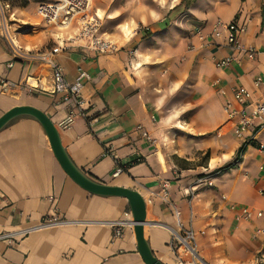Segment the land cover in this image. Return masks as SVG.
Instances as JSON below:
<instances>
[{
  "label": "crops",
  "instance_id": "0c3cea01",
  "mask_svg": "<svg viewBox=\"0 0 264 264\" xmlns=\"http://www.w3.org/2000/svg\"><path fill=\"white\" fill-rule=\"evenodd\" d=\"M183 1L172 3L147 32L122 29L117 36L126 19L120 0H93V12L106 16L115 31L109 37L120 49L106 54L73 48L54 55L66 81H74L78 66L90 75L81 89L89 117L77 116L68 127L60 123L72 102L51 92L49 65L31 57L9 67L11 47L0 29V116L17 106L42 111L85 175L137 192L145 203L144 239L163 264H260L264 232L253 233L264 229V220L236 222L229 204L264 210V125L254 128L236 167L218 169L233 162L242 144L223 105H235L236 87L264 100V87L254 85L257 76L264 79V0ZM28 7L17 8L20 17L10 10V30L21 48L43 53L73 31L45 24ZM234 19L245 23L239 39L256 56L217 67L230 47L224 39L200 40L198 32ZM117 165L122 171L112 176ZM209 176L212 186L197 182ZM163 182L169 184L166 201L159 195ZM125 212L126 198L91 193L65 173L32 117H17L0 130V234L47 215L68 221L10 244L0 240V264H145L133 226L113 238L106 223ZM180 223L197 233L195 256L172 237Z\"/></svg>",
  "mask_w": 264,
  "mask_h": 264
},
{
  "label": "built area",
  "instance_id": "2783aa9c",
  "mask_svg": "<svg viewBox=\"0 0 264 264\" xmlns=\"http://www.w3.org/2000/svg\"><path fill=\"white\" fill-rule=\"evenodd\" d=\"M93 0H44L36 5V14L47 24L57 28L60 32L67 31L70 28L72 32L65 37H61L60 42L43 53H31L21 48L15 43V36L10 30L9 21L12 14L10 13V5L7 0H0V29L3 37L11 47L12 60L8 66H13L15 60L36 57L46 62L51 68L52 93H59L65 99L72 102V106L68 111L66 118L60 123L62 127L70 126L75 117L79 116L87 119V109L89 102L81 96V89L86 80L90 79L89 73L78 66L76 68V77L73 82L66 81L63 70L57 64L54 55L73 48H81L86 51L95 53H114L120 49L117 43L109 37L104 30L101 17L92 11ZM245 30V23H238L236 19L224 23L216 21L209 33L202 34L198 31L200 40L207 38L224 39V42L230 47L231 54L220 58L216 61L217 67H228L233 62L238 61L241 56L246 55L248 59L253 60L256 56V49L253 46H247L240 42L239 36ZM4 85V83H2ZM255 87H264V79L257 76L254 79ZM34 86V85H33ZM35 87V86H34ZM234 104L226 102L223 110L228 119L233 121V134L242 144L247 145L253 138L254 128L264 125V100L254 99L250 91L243 87H236L233 92ZM93 119V118H92ZM91 119V120H92ZM89 119V122L91 121ZM259 149L264 155V145H260ZM104 154H109L105 151ZM259 169L264 171V165H260ZM122 168L117 165L112 172V176L121 173ZM197 182H205L208 186H212V180L209 177L199 178ZM168 182H163L161 186L160 196L164 201L167 200L169 194ZM264 196V189L260 191ZM223 198V196H222ZM50 200L52 198H49ZM230 210L234 213V220L253 221L254 219L264 220V210H256L246 205L229 204ZM178 215V213L176 212ZM68 221L57 216H44L35 225L21 227L16 231L0 234V240H5L9 244L16 241L17 238L26 236L30 231L49 226H55L67 223ZM112 229V237L117 238L122 235L125 226H133V219L130 212H125L122 218L106 222ZM180 230L173 233V239L185 246L191 255H197L196 237L197 233L191 228H184L179 224ZM264 229L257 228L254 230L253 237H257ZM260 259L264 264V239L260 242ZM193 264V263H188Z\"/></svg>",
  "mask_w": 264,
  "mask_h": 264
},
{
  "label": "water",
  "instance_id": "95a60500",
  "mask_svg": "<svg viewBox=\"0 0 264 264\" xmlns=\"http://www.w3.org/2000/svg\"><path fill=\"white\" fill-rule=\"evenodd\" d=\"M20 116H29L40 123L50 143L52 152L65 173L83 189L103 196H120L127 199L133 219V231L135 234L137 249L145 264H163L152 254L143 236L145 223V203L143 198L135 191L118 186L106 185L96 182L78 169L66 154L61 145L59 134L42 111L31 106H17L9 109L0 116V130L8 123Z\"/></svg>",
  "mask_w": 264,
  "mask_h": 264
},
{
  "label": "rangeland",
  "instance_id": "374dc122",
  "mask_svg": "<svg viewBox=\"0 0 264 264\" xmlns=\"http://www.w3.org/2000/svg\"><path fill=\"white\" fill-rule=\"evenodd\" d=\"M41 1L44 0H7L10 5V10H14L16 12L15 15H19V17L21 15L20 11L17 8L25 7L28 4V10H30L29 14L31 15L33 14V10L35 9L36 5ZM175 1L176 0H120V14H124L126 16V19L122 22L118 29H115L117 30V36L122 35V29H124L123 31L127 32V34H133L134 31L138 30L147 32L146 30L151 27V23L155 19H158L161 14H163V12H165ZM101 20L104 30L107 32V34H111V32H113L114 30L107 23L106 16L102 17ZM217 264L225 263L219 262Z\"/></svg>",
  "mask_w": 264,
  "mask_h": 264
},
{
  "label": "trees",
  "instance_id": "16d2710c",
  "mask_svg": "<svg viewBox=\"0 0 264 264\" xmlns=\"http://www.w3.org/2000/svg\"><path fill=\"white\" fill-rule=\"evenodd\" d=\"M183 2H185V5H189L192 2V0H184ZM244 150H245V145H241L239 152L237 153L236 158L233 160V162H231L230 164H227L226 166H224L218 170L220 171V170L236 167L237 163L240 162V160H241L240 159V153H243Z\"/></svg>",
  "mask_w": 264,
  "mask_h": 264
},
{
  "label": "bare ground",
  "instance_id": "6f19581e",
  "mask_svg": "<svg viewBox=\"0 0 264 264\" xmlns=\"http://www.w3.org/2000/svg\"><path fill=\"white\" fill-rule=\"evenodd\" d=\"M35 84V83H34Z\"/></svg>",
  "mask_w": 264,
  "mask_h": 264
}]
</instances>
